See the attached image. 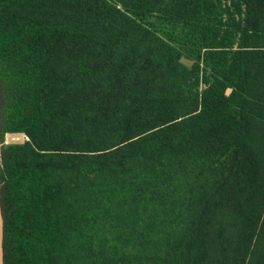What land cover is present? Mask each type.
I'll use <instances>...</instances> for the list:
<instances>
[{
	"label": "trees",
	"instance_id": "trees-1",
	"mask_svg": "<svg viewBox=\"0 0 264 264\" xmlns=\"http://www.w3.org/2000/svg\"><path fill=\"white\" fill-rule=\"evenodd\" d=\"M0 142L4 264H264V0H0Z\"/></svg>",
	"mask_w": 264,
	"mask_h": 264
},
{
	"label": "water",
	"instance_id": "water-1",
	"mask_svg": "<svg viewBox=\"0 0 264 264\" xmlns=\"http://www.w3.org/2000/svg\"><path fill=\"white\" fill-rule=\"evenodd\" d=\"M180 61L186 66L190 67L193 64V61L186 56H182ZM231 92V88H227L226 93L229 94ZM1 147V142H0ZM0 183H1V158H0ZM4 224H3V215L1 210V200H0V264H4V252H3V235H4Z\"/></svg>",
	"mask_w": 264,
	"mask_h": 264
},
{
	"label": "rangeland",
	"instance_id": "rangeland-1",
	"mask_svg": "<svg viewBox=\"0 0 264 264\" xmlns=\"http://www.w3.org/2000/svg\"><path fill=\"white\" fill-rule=\"evenodd\" d=\"M25 140H27L25 135H19V139L17 140H10L8 139L7 134H6L4 142L5 143H17V142H24Z\"/></svg>",
	"mask_w": 264,
	"mask_h": 264
},
{
	"label": "bare ground",
	"instance_id": "bare-ground-1",
	"mask_svg": "<svg viewBox=\"0 0 264 264\" xmlns=\"http://www.w3.org/2000/svg\"><path fill=\"white\" fill-rule=\"evenodd\" d=\"M19 135H24L23 133H7V137L10 140H17L19 139Z\"/></svg>",
	"mask_w": 264,
	"mask_h": 264
},
{
	"label": "built area",
	"instance_id": "built-area-1",
	"mask_svg": "<svg viewBox=\"0 0 264 264\" xmlns=\"http://www.w3.org/2000/svg\"><path fill=\"white\" fill-rule=\"evenodd\" d=\"M25 135V134H24ZM6 136V135H5ZM26 136V135H25ZM26 138L28 139V137L26 136Z\"/></svg>",
	"mask_w": 264,
	"mask_h": 264
}]
</instances>
